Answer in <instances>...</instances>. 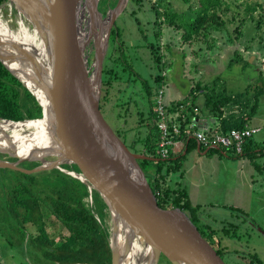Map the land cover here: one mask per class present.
<instances>
[{
    "label": "water",
    "instance_id": "water-1",
    "mask_svg": "<svg viewBox=\"0 0 264 264\" xmlns=\"http://www.w3.org/2000/svg\"><path fill=\"white\" fill-rule=\"evenodd\" d=\"M129 1L118 0L105 13L101 0L0 5L7 10L4 19L16 23L11 37L0 31V62L42 108L37 119L0 117V154L7 156L0 157V170L27 175L60 170L85 184L92 199L97 192L110 217L111 264H132L139 245L147 250L144 264H160L163 257L171 264H225L189 213L159 206L139 161L161 159L133 152L103 117L104 63ZM36 124L44 128L35 130ZM25 163L39 166L27 169Z\"/></svg>",
    "mask_w": 264,
    "mask_h": 264
},
{
    "label": "rangeland",
    "instance_id": "rangeland-1",
    "mask_svg": "<svg viewBox=\"0 0 264 264\" xmlns=\"http://www.w3.org/2000/svg\"><path fill=\"white\" fill-rule=\"evenodd\" d=\"M112 1L101 0V3L109 4ZM141 1L138 4L130 0L126 10L117 19L121 41L125 45L122 55L135 72V81L128 83L129 73L124 72V66H117L120 79L115 82L109 95L102 87L101 99L103 117L129 149L134 152L142 150V140L150 133L148 125L152 123L149 119L153 101L144 91V82L154 90L157 87L154 81L157 75L166 77L162 86L166 106L171 107L172 103L183 101L197 85H205L208 89H215L217 95L224 90L227 95H244L240 100L241 106H233L234 113H243V105L248 106L249 111L252 109L258 89L264 87V0H220L221 6L216 12L225 22H209L210 29H202L199 37L193 36L192 40H184L185 28L169 25L165 7L169 6L168 14L171 17L176 15L174 20L177 25H186L201 9L198 0ZM154 7L161 11L160 16ZM213 13V10L209 12L210 15ZM152 45L158 50L157 55L164 57L162 69L157 67L153 58ZM235 51L243 55V60L230 64V57L229 60L226 58ZM108 56L113 57L111 60L121 56L118 39L111 37ZM108 63L112 64L110 61ZM258 101L254 120L257 119L258 124L264 126V95ZM258 137L255 135L259 141ZM135 142L137 145L133 147ZM227 153L232 154L229 151ZM0 157L7 159L6 155L0 154ZM251 160L245 158L238 164L234 160L223 162L217 153L203 155L192 147L183 161L191 171L182 187L188 189L186 191L192 204L202 207V220L220 231L219 236H225L221 229L227 225V217L232 216L241 221L239 224L230 222L235 225L233 233L239 238L223 239L222 246L228 253V264L243 262L241 257L247 258L248 254H257L264 263V192H258L259 189L256 191V187L262 184L257 178L264 171L252 164ZM152 168L150 165L147 170ZM236 170L239 172L236 173ZM4 175L14 176L8 169L0 171V176ZM179 176L180 173L170 175L168 185L174 189L181 187ZM56 179L60 178L56 176ZM254 180H257V185L252 189ZM4 184L10 186L12 183L7 178ZM48 189L39 195L50 196ZM2 190L0 187V264H40V256L29 245L30 236L39 235L36 226L29 222L22 227V217L6 205L5 199H9V196ZM85 202L93 204L90 197ZM226 205L235 207L228 208L232 210L231 215H221L224 209L227 210ZM213 211L218 213L216 219L211 217L214 216ZM106 222L110 228L109 214ZM23 232L26 233V239L21 243ZM64 232L68 235L66 230ZM43 264L50 263L44 261ZM160 264L169 263L161 261Z\"/></svg>",
    "mask_w": 264,
    "mask_h": 264
},
{
    "label": "trees",
    "instance_id": "trees-1",
    "mask_svg": "<svg viewBox=\"0 0 264 264\" xmlns=\"http://www.w3.org/2000/svg\"><path fill=\"white\" fill-rule=\"evenodd\" d=\"M7 1L8 0H0V5ZM198 1L201 9L197 11V16L186 25H177L178 23L176 24L174 20L176 15L173 14V17H171L172 15L168 14L169 6L165 7V15L169 18L167 20L169 25L175 26L178 29L185 28L184 40H192L193 36L199 37L202 29L209 30V22L214 24H219L221 20L223 21L220 22L221 24L225 22L216 12V9L221 6L220 0ZM117 2L118 0H113L109 4L101 3L99 7L100 11L105 13L109 8H114ZM132 2L138 4L142 3L141 0H132ZM154 10L158 16L161 15V11H159L157 7H154ZM211 10H213L214 13L210 15L209 12ZM134 14L135 13H133V15ZM136 20L138 21V19ZM221 24L219 26H221ZM111 37L120 41L121 56L115 57L113 60H111L113 57L108 56L104 63L103 90L107 95H109L115 82L120 79L117 66H124V72L129 73L128 83H133L135 81L133 78H136L131 65L124 60V56L122 55L125 45L121 41L117 23L112 30ZM152 49L154 50L153 58L156 65L159 69H162L161 67H164L163 64H165L163 63L164 57L157 55L158 50H156L154 45H152ZM229 57L230 64L231 62L232 64H234V62L240 63L243 60V55H240L237 51L232 52L230 55L228 54L226 59L229 60ZM108 61L112 62V64L108 63ZM165 78L166 77H163L162 74L154 78L157 85L154 90L149 84L144 82V91L150 100L153 101L152 112L149 119V122L152 123L148 125L150 133L145 140H142L143 149L135 151V153H144L149 157L161 159L160 161H139L142 169L147 175L152 189L157 195L159 206L165 209L180 208L189 213L192 221L207 240L212 250L222 258L225 264H228V253H226L222 244L225 237L230 239L239 238L233 233L236 228L235 225L227 222V225H224L221 229V232L225 236H219L220 231L201 221L200 212L202 207H195L192 204L186 189L182 186L178 189H174L168 185L170 175L180 173V177L183 176V161L186 157L183 153L186 151L188 154L189 150L192 147L197 148L198 144L191 139L187 142V148L184 152L178 155L171 152L170 157L166 160H163L159 155V133L156 125L153 124V121L155 122L157 119L154 98L163 86ZM215 86H218V84ZM204 87L202 85H197L188 97L177 104H187L190 102L192 107H199L201 110L208 111L215 120H220L221 130L223 132H228L232 129H244L256 115L259 105L258 98L264 95V87L260 90L258 89L256 103L250 111L248 106L243 105V109H245L243 113L239 115L232 114L223 118L224 109L226 107L233 108V106L240 105V100H242L244 95L230 96L225 93L226 90L217 95L215 89L206 88L205 90L203 89ZM202 89L205 93L203 94V102L200 97L196 95L200 93ZM208 91L211 93H208ZM173 106L172 110L175 108V105ZM0 117L12 121L42 117V108L37 103L36 99L1 62ZM251 141H253V138L246 143L244 155L249 157L252 155L251 157H255L252 153L253 151L250 150V145H252ZM136 145L137 142L133 144V147H136ZM201 150L205 149L202 147ZM220 151L211 149L209 154H218ZM11 160L15 161V159ZM150 165H152L153 168L148 171L147 169ZM37 166H39V163L24 164V167L27 169H33ZM63 168L80 172L77 166L71 167L69 165H64ZM11 172L14 176H0V187L3 189V192L5 191L6 196H9V199H5V203L11 211L14 213L18 212L19 216L22 217V227L29 222H32L36 226L39 235L36 237L30 236L29 245L31 250L40 256L38 258L40 264H43L44 261H48L50 264H111L112 257L109 246V228L106 222L108 211L106 204L97 192L94 191L93 193V204L89 202L87 204L85 199L90 197L88 187L78 179L60 170H53L49 173L45 172L36 175H27L14 170H11ZM56 176L60 179H56ZM7 178H9L12 183L10 186L4 184ZM47 188H49L48 190L51 192V195L46 197L40 196L39 193L47 190ZM65 230L68 232V235L65 234ZM216 237L217 239H215ZM25 239L26 233L23 232L21 233L20 242H24ZM163 259L171 264L165 257H163ZM241 259L243 262L229 264H264L257 254H248L247 258L242 256Z\"/></svg>",
    "mask_w": 264,
    "mask_h": 264
},
{
    "label": "built area",
    "instance_id": "built-area-1",
    "mask_svg": "<svg viewBox=\"0 0 264 264\" xmlns=\"http://www.w3.org/2000/svg\"><path fill=\"white\" fill-rule=\"evenodd\" d=\"M163 75L166 76L165 73ZM164 95L165 91L161 87L155 97L157 119L155 122L153 121L159 133L158 153L164 160L170 157L171 152L180 149V152L186 150L187 142L191 139L205 150L217 147L221 151H229L235 156H243L248 140L261 132L260 128L249 126L241 130L232 129L223 132L220 120H216L213 128H204L201 126V109L199 107H192L191 103H172L171 107L166 106ZM173 105H175L174 110H172ZM223 118H226L225 112Z\"/></svg>",
    "mask_w": 264,
    "mask_h": 264
},
{
    "label": "crops",
    "instance_id": "crops-1",
    "mask_svg": "<svg viewBox=\"0 0 264 264\" xmlns=\"http://www.w3.org/2000/svg\"><path fill=\"white\" fill-rule=\"evenodd\" d=\"M250 64H253V63L251 62ZM260 72H262V71H260ZM206 88L207 87H204L203 89L206 90ZM203 89L200 91V93H197L196 94L199 97L203 96V98H200L202 102L204 101V95L203 94H205ZM229 95L230 96H235V95H231V94H229ZM179 102H181V101H179ZM177 103H175V104H177ZM240 106H241V104H240ZM224 112L226 114V117H228V116H230L232 114L239 115L238 113H234L233 112V108L226 107L225 110H224ZM255 116H254V118H255ZM254 118L250 121V123H248L247 126L253 127V128H260L261 129V132H259V133L256 134V135H259L260 136V137H258L259 138V141H258V139H255V136H254L253 137V141H251L252 142V145H250V150L253 151L252 153L255 155V157H251L252 155H250V157L249 156H246V155H243L241 157H237V156H235L233 154H230L229 155L228 153L223 152V151H220V153H218V155L220 156V159L223 160V162H224V160H229V161L234 160L236 162V164H238V161L245 160V158H249V159L251 158L252 159L251 160V163L254 164L255 166H257L258 169L260 168V169H263V171H264V133H263L264 132V126L259 125L258 124L259 122L257 121V119L254 120ZM200 119H201V126L204 127V128H206V127L207 128H213V126H215L216 120L213 118V116L208 111L201 110V118ZM252 121H254L253 124H252ZM195 149H197V148H195ZM207 151L208 150H200V152L203 153V155H205L207 153ZM174 153L176 155H178L180 153V150H176V151H174ZM183 155L184 156H187L188 154L185 151L183 153ZM207 155H209V152L207 153ZM258 159H259V161H258ZM190 171H191V168H187V166H185L183 164V172H184L183 173V176H181V177L179 176L178 177L179 178V184L181 186H183V183L186 180V177L189 175V172ZM237 172H239V171L236 170V173ZM257 179L260 180V181H262V184L260 186H257L256 187V191L259 189L258 192L262 193V192H264V173H261V174L259 173V176H258ZM256 185H257V180H254L252 182L251 188L252 189H255V186ZM186 187H187V185H186ZM185 189L188 190L187 188H185ZM189 193H190V191H189ZM225 207L227 208V210L224 209V211L221 212V215L222 214L231 215L232 210H230V209L235 208V207L230 206V205L229 206L226 205ZM229 207H230V209H228ZM212 215H214V216H211V217L214 218V219H216L217 218L216 215H218V213H215V211H213ZM200 219H201V221L204 222V220H202L201 217H200ZM226 220H228L229 223L231 222V223H237V224H239L241 222L238 218H232V216L227 217Z\"/></svg>",
    "mask_w": 264,
    "mask_h": 264
},
{
    "label": "bare ground",
    "instance_id": "bare-ground-1",
    "mask_svg": "<svg viewBox=\"0 0 264 264\" xmlns=\"http://www.w3.org/2000/svg\"><path fill=\"white\" fill-rule=\"evenodd\" d=\"M2 13H4L5 15H7V10L0 9V31L3 34L11 37L12 32H14V30L16 29L15 28L16 27V23H14L13 21H7V20H5L4 17L2 16L3 15ZM86 20H87L86 19V16H84L83 22L84 21L86 22ZM21 23L22 22L20 21L17 24H21ZM41 124H44V123H41ZM36 125H37L36 127L34 126L35 127V130L40 129V128H44V127H41V125H38V124H36ZM26 129H30L31 130L33 128H25V131H27ZM146 256H147V250L142 245L137 246L136 251H135V254L133 256L134 258H133L132 264H142V263L144 264L146 262V260H147V257Z\"/></svg>",
    "mask_w": 264,
    "mask_h": 264
},
{
    "label": "flooded vegetation",
    "instance_id": "flooded-vegetation-1",
    "mask_svg": "<svg viewBox=\"0 0 264 264\" xmlns=\"http://www.w3.org/2000/svg\"><path fill=\"white\" fill-rule=\"evenodd\" d=\"M22 25H23V22L21 23ZM24 26V25H23ZM116 133V132H115ZM117 134V133H116ZM118 135V134H117ZM205 223V222H204ZM206 224V223H205ZM162 261H165L166 262V260L165 259H163Z\"/></svg>",
    "mask_w": 264,
    "mask_h": 264
}]
</instances>
